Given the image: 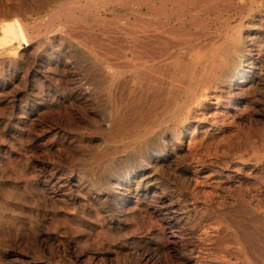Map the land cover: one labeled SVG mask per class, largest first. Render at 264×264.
I'll return each instance as SVG.
<instances>
[{
  "label": "rangeland",
  "instance_id": "rangeland-1",
  "mask_svg": "<svg viewBox=\"0 0 264 264\" xmlns=\"http://www.w3.org/2000/svg\"><path fill=\"white\" fill-rule=\"evenodd\" d=\"M11 1L1 0L0 4ZM18 1L25 7L38 4L36 0V2L32 0ZM52 1L42 6L39 14L41 20H37L38 23L42 24L47 19L48 13L54 11L66 0ZM143 1L145 0H97L89 11L96 16L106 6L110 7L117 2L127 3L135 8ZM182 1L180 15L184 22V34L189 35L183 36V42L191 45L196 42L194 41L195 37L203 34H208L218 41L227 32L230 37L237 36V33L244 36L250 35L253 43L248 50L250 64L246 68V76L241 82L235 83L232 93H224L220 88L212 87L207 90L205 96L204 91L209 87L210 80H208V69H203L201 66L188 67L178 72L176 81L171 85L178 91L176 94L169 89V87L171 88L169 75L163 76L165 85L162 89L150 90L144 85L132 87L128 94H124L125 109L128 114L126 117L127 127L124 130L126 138L122 144L110 145L108 149L110 151L121 150L126 145L128 136L151 127L158 120H162L165 124L171 123V113L178 106L180 108L179 118L189 116L184 125V135L181 138L188 148V155L182 164L190 167L192 175L177 174L174 167L166 169L163 193L182 205L180 195L183 194L182 188L185 187L190 194L194 192L191 195L199 202L200 209L198 208L194 215L189 211V214H192L189 223L185 219L180 221L175 231L168 224V218L176 216L178 212L164 216L163 210L158 209L159 206H157L161 198L157 195H162L158 190L156 195L148 200V205L144 206L141 201L140 205L144 206L146 212L143 210L131 212L129 210L131 201H133L131 197L124 205L125 211L120 212L115 218H109L106 205L93 202L84 188L86 184L80 187L75 181L80 171L85 168L97 169L96 166L89 165L84 157L91 152L99 154L100 150L106 147V143L104 144L103 141L105 136L111 133L108 124L109 118L93 115L90 112L70 117L65 113H45L42 109L36 115H26L19 111V107H22L24 111L33 103L43 107L42 99L51 96L53 101L50 103L54 108H57L62 105L63 96L59 93L52 94V91L47 92L45 85L40 84L39 81H30L19 85H15V83L14 87L10 88L11 90L0 94V264H189L190 262L193 264L198 260L200 264H204V261L205 264H264V191L262 190L264 189V0ZM81 2L89 4L91 0H81ZM76 15L83 16L79 13ZM196 33L199 35L197 36ZM204 50L200 54L207 53V49ZM3 70L7 69L3 68ZM258 78L259 82L256 84L258 87L244 83L246 80L251 83ZM77 80L78 76L75 74L72 79L73 85L83 86L85 84L82 78ZM49 85L54 92L55 83L52 82ZM189 89L194 90L192 96L188 94ZM105 101L106 96L103 92L95 101L79 100L77 104L83 108L95 106L100 102L104 104ZM200 108H202L201 112ZM75 109L79 108L75 107ZM197 110L199 111L197 112ZM238 111L239 113H237ZM209 119L213 121L209 122ZM242 119L245 121L240 122ZM216 126L218 127L216 128ZM58 129L60 130L58 131ZM190 130L192 133L189 132ZM217 130L218 132H216ZM208 138L210 141L213 138V144ZM188 140H193L195 143L191 141L188 144ZM195 148L196 150H194ZM153 152L151 150V153ZM132 153L134 152L128 151L126 154H118L114 161L115 167L120 168V171L128 169L135 157ZM201 158L204 159L201 160ZM205 160L206 162H204ZM104 163L101 161L98 168H102ZM218 171L222 174L220 175ZM196 175L197 178L199 177L198 179L195 178ZM195 179L197 181L194 182ZM208 179L210 184H207ZM214 179L216 181H213ZM202 181L204 184L201 185ZM196 182L200 185H197ZM84 195H86L85 198H83ZM198 197L200 198L198 199ZM206 199L214 201L213 204L219 203V205H213L211 201L206 203ZM82 210H84L83 213ZM94 210L104 218V223L94 220ZM225 213L227 214L224 215ZM155 220L166 228L162 240L164 243L160 241L161 237L158 226L154 223ZM219 226L224 228L222 239L219 245L210 248L205 243L204 234H208L207 231L216 230ZM105 227H108L110 231L105 232L107 230ZM178 231L181 232L180 239H174V235ZM253 231L256 233L255 235ZM102 233L104 234L103 238ZM257 233L260 237L257 236ZM110 235H112L111 238ZM253 248L255 251L258 249L256 253ZM242 250L244 256L241 253ZM217 255L221 257L219 258ZM208 258L212 261H208ZM229 259L235 262H230ZM256 260L260 262L255 263Z\"/></svg>",
  "mask_w": 264,
  "mask_h": 264
},
{
  "label": "bare ground",
  "instance_id": "bare-ground-1",
  "mask_svg": "<svg viewBox=\"0 0 264 264\" xmlns=\"http://www.w3.org/2000/svg\"><path fill=\"white\" fill-rule=\"evenodd\" d=\"M32 1L33 2L37 1L38 4L37 5L33 4V5H29L28 7H25L18 0H15V1L12 0L9 3L0 4V68L2 69V70L0 69L1 70L0 72V94H4L5 93L4 91L6 90L8 91L10 88L12 89L15 83H16L15 85H19L21 83L23 84L29 83L30 81H39L40 84L45 85L47 92L52 91V94L59 93L63 96V101L61 103L62 105L61 106L57 105L58 107L54 108L53 105H51L50 103L53 101L51 96H47L42 99L43 107H40L37 103L36 104L33 103V105H31L29 108H25V111L23 110L22 107H19V111L21 113H26V115L32 116V115H36L38 111L42 109V111L45 113L46 112H56L59 114L65 113L66 115L70 117H75L76 115L87 114L89 112L93 115H101V116L108 117L109 118L108 124H109L111 133L105 136L104 138L103 143L104 144L106 143V147L103 149L100 148L101 152L99 154H95L94 152H91L89 154H86L85 157L83 156L85 158V161L88 162L89 165L93 167L96 166L97 169H94L92 167L85 168L84 166H81L85 169L80 171L79 175L77 176V180H75L76 183H78L80 187L86 184L84 188L86 189V192H88V194L91 196V199L93 200V202H97V203L100 202L101 204L106 205L105 208L107 209V212L109 213V218L111 219L117 217V215L120 212L125 211L126 207L124 205L131 197L133 201H131L129 210H131V212H134L135 210H143L144 212H146L145 211L146 209L144 208V206L148 205L147 204L149 202L148 200H151L156 195V191L160 190L162 195H159V194L157 195V196H161V198L158 201L159 204L157 205L159 206L158 209L160 208L163 210L164 216L173 214L176 211L178 212V213L176 212L177 213L176 216H172L169 218L167 217L169 219L168 224L171 225L175 230L178 224L180 223V221H183L185 219L186 222L189 223V220L192 218V214L194 215L196 211L198 210V208L200 209L199 202H197L195 198L192 197L191 195L194 192L190 194L187 188L185 187L182 188L183 194L180 195V197H182V201H181L182 205L178 204V202H176L174 199L169 198V196H166L163 193V190H164L163 187L165 186V181H166L165 180V176H166L165 170L166 169H170L171 167H174L176 169L175 172L177 174H180V175L181 174L182 175L191 174L192 175L190 167H186L182 164L184 159L188 155V152H187L188 148H186V146L184 145L185 143L182 142L181 138H182V135H184V129H185L184 125L186 124V121L188 120L189 116L179 118L180 108L177 106L171 113V118H170L171 123L165 124L162 120H158L151 127L143 131H138L131 135L129 134L130 136L127 137L128 141L126 142V145L123 146L121 150L116 149V150L110 151L108 149L110 145L113 146V144H122L124 142V139L126 138L124 130L127 127L126 117L128 114L125 109L126 102L124 101L125 99L124 94L126 93L128 94V92L131 91V88L135 86L138 87V86L144 85L146 86L147 89H150V90L157 89V88L162 89L164 88V85H165V82L163 79V76L165 75L170 76L171 78L170 86H171L172 83L174 84V82L176 81L179 71L186 69L188 67L196 68L198 66L199 67L201 66L203 69H208L207 70L208 80L210 81L208 83L209 87H207V89L204 91V96L207 94V90H210L212 87L215 89L220 88L224 93H230L232 91V88H234L233 86L235 85V83L239 81L241 82L246 76V68L248 67V64H250L248 50L252 46L253 39L250 38V35L244 36L240 33H237V36L235 37H230L229 33L227 32L225 33L223 38L219 41L211 38V36H209L208 34L207 35L200 34L202 36H199L197 38L194 36L195 37L194 41L196 42L191 43V45L189 43L183 42L184 40V39L182 40L183 36L184 35L189 36V35L184 34V31H185V28L183 26L184 22L180 15V10L182 9V4H183L182 0H148V1L145 0L142 3L136 5L135 8L131 7L127 3L117 2L110 7L106 6L105 8H103L101 11H99V13L96 16H94L91 13V11H89V9L92 6V4L95 3L97 0H91V3L89 4H83L81 0H66L63 4L58 6L54 11L48 13L47 19L42 24L37 22V20H41V17L39 16L41 8L42 6L47 5L52 0H36V1L32 0ZM211 9L213 10V8ZM85 11L87 13H82ZM76 13H79L80 15H83V16H77ZM128 13L130 14L128 15ZM212 33L214 32L212 31ZM196 35L198 36L199 34L196 33ZM204 49H207V53H204V55L200 54L201 51H205ZM262 67H258V68H262ZM3 68H6L7 70L4 71ZM75 74H77L78 80H81L82 78L85 81V84L83 86L73 85L74 81H72V79ZM52 82L55 83L54 92H53V89L52 90L50 89L51 85H49ZM258 82H259V78L251 83L247 80L244 81L245 84H249L250 86L255 85L256 87H258L256 85L258 84ZM169 89L174 94L178 92L175 90V87L173 86H171V88L169 87ZM103 92H105V96H106V101L104 104L100 102V103H97L95 106L83 107V108L77 104L79 100H82V101L83 100H94L95 101L97 98L101 96V94H103ZM215 93L217 94V92ZM188 94L189 95L191 94L192 96L194 94V90L192 91L189 89ZM217 97H219V95H217ZM254 97L256 96L254 95ZM244 98L245 97H243V99ZM206 99H209V98H206ZM73 106L79 109H75V107ZM201 107H204V106H201ZM201 109L202 108H200V112H201ZM198 111L199 110H197V112ZM237 113H239V111ZM203 114L205 115L204 111H203ZM215 114L216 116H218L217 113ZM218 114L220 115V113ZM192 118L194 120V117ZM212 121L213 120L211 119L209 122H212ZM241 121L244 122L245 120L242 119L240 120V122ZM197 122H198V119H197ZM217 127L218 126H216V128ZM59 130L60 129H58V131ZM189 132L192 133L191 130ZM206 132L208 131L206 130ZM216 132H218V130ZM79 135H82V134H79ZM126 135H127V132H126ZM191 141L194 142L193 140ZM191 141L188 140V144ZM212 141H213V138H212ZM212 141H210L211 144H213ZM215 141H218V140L215 139ZM220 141L221 139L219 140V142ZM62 149L63 148L61 147V150ZM151 150H153L154 152L151 153ZM194 150H196V148ZM128 151L134 152L132 153L135 156L133 158V163H131L128 169H123L120 171L119 170L120 168L117 169L114 165L115 158L118 157V154L120 153L126 154L128 153ZM192 152L194 153V151ZM202 159L204 158H201V160ZM80 161L83 162L82 160ZM101 161H104L105 163L102 168H98ZM204 162H206V160ZM219 167L221 166L219 165ZM222 169L224 168L222 167ZM219 174L221 175L222 172L221 173L219 172ZM197 175L195 178H197ZM229 175H232V174H229ZM221 177L220 178L218 177V178L222 179ZM193 181L195 182L197 180L195 179ZM213 181H216V180L214 179ZM210 182L212 183V181ZM208 183H209V179L207 180V184ZM198 184L199 183H197V185ZM202 184H204V182L201 183V185ZM199 188H197V190H199ZM182 189L180 188V191ZM190 190H191V187H190ZM262 190L264 191V189ZM85 197L86 195L83 196V198ZM199 198L200 197H198V199ZM141 201H143L144 206L140 205ZM207 201L210 202L211 200L206 199V203ZM211 202L213 204L214 201H211ZM213 205H219V203L213 204ZM230 205H227V206H230ZM205 207L204 209H207ZM189 211H191L192 214H189ZM83 212L84 210H82V213ZM94 212H95V214L93 215L94 220L104 223L105 222L104 218H102L98 213H96L95 210ZM226 214L227 213H225L224 215ZM154 223L158 226L159 235L161 237L160 241L163 242L162 240L164 238L163 236L166 233L165 232L166 228L161 225L162 223L161 224H159V222L157 223L156 220ZM242 226H245V225H242ZM252 227L254 228V226ZM105 228L107 229L105 230V232L110 231L108 227H105ZM201 230L203 231L204 229H201ZM207 232L208 234H204V240H205L206 245L210 248L213 246L219 245L222 239L224 228L219 226L217 227L216 230H213L212 232L210 231H207ZM99 233L101 232L99 231ZM255 234L256 233L254 232V235ZM258 234L259 233H257V236ZM101 235L103 238L104 234L102 233ZM179 235H181V232L179 231L176 232V235H174V239H180ZM111 236L112 235H110V238ZM104 237L106 238V236ZM260 239H263V238H260ZM235 241H236V238H235ZM202 246H205V245H202ZM241 253L243 255L244 251L242 250ZM248 253H249V250H248ZM163 254H165V252H163ZM219 255H217V257L220 258L221 256ZM262 257L263 256H261V258ZM194 258L196 259V257ZM230 260L231 259H229V261ZM208 261H210L209 258H208ZM233 261H230V262H233ZM256 262L258 261L256 260L255 263ZM205 263L206 262L204 261V264ZM189 264H192V263L190 262ZM193 264H200V261L199 260L195 261Z\"/></svg>",
  "mask_w": 264,
  "mask_h": 264
}]
</instances>
